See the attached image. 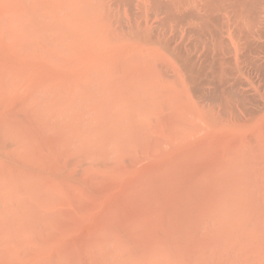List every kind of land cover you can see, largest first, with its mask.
I'll return each mask as SVG.
<instances>
[{"label": "bare ground", "instance_id": "1", "mask_svg": "<svg viewBox=\"0 0 264 264\" xmlns=\"http://www.w3.org/2000/svg\"><path fill=\"white\" fill-rule=\"evenodd\" d=\"M0 264H264V0H0Z\"/></svg>", "mask_w": 264, "mask_h": 264}]
</instances>
